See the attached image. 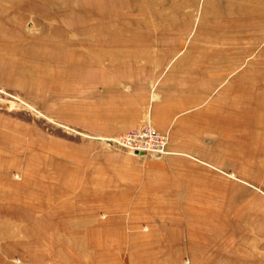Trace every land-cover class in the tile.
<instances>
[{
  "label": "rangeland",
  "instance_id": "374dc122",
  "mask_svg": "<svg viewBox=\"0 0 264 264\" xmlns=\"http://www.w3.org/2000/svg\"><path fill=\"white\" fill-rule=\"evenodd\" d=\"M145 123L172 153L107 140ZM1 253L264 264V0H0Z\"/></svg>",
  "mask_w": 264,
  "mask_h": 264
},
{
  "label": "built area",
  "instance_id": "2783aa9c",
  "mask_svg": "<svg viewBox=\"0 0 264 264\" xmlns=\"http://www.w3.org/2000/svg\"><path fill=\"white\" fill-rule=\"evenodd\" d=\"M107 140L114 146L135 153L160 157L172 153L169 149V134L162 133L150 123H145Z\"/></svg>",
  "mask_w": 264,
  "mask_h": 264
},
{
  "label": "crops",
  "instance_id": "0c3cea01",
  "mask_svg": "<svg viewBox=\"0 0 264 264\" xmlns=\"http://www.w3.org/2000/svg\"><path fill=\"white\" fill-rule=\"evenodd\" d=\"M167 94L168 96H166L159 104L154 105L153 115L154 118H156L157 116H159V112L161 116L164 115L165 113L166 120L163 122V126L172 124V120L175 118L178 129L173 131V135L176 138L180 135L181 129L182 128L185 129L189 125L188 124L189 121L190 123H192V118L185 119V118H181L180 116L184 113L185 109H188L193 105L192 104V101L194 100V96L192 95L193 91L185 87L184 88L182 87L180 91H174V92L168 91ZM146 120L147 118L145 117V114L140 115L137 117L134 124H138V123L142 124ZM163 126H161V128H164ZM171 149L173 150V147H171ZM0 262L1 264H19L18 262L15 261L14 257L6 253L0 254Z\"/></svg>",
  "mask_w": 264,
  "mask_h": 264
}]
</instances>
